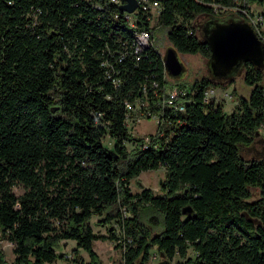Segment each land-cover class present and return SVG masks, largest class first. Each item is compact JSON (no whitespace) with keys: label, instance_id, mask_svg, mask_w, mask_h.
Segmentation results:
<instances>
[{"label":"trees","instance_id":"16d2710c","mask_svg":"<svg viewBox=\"0 0 264 264\" xmlns=\"http://www.w3.org/2000/svg\"><path fill=\"white\" fill-rule=\"evenodd\" d=\"M124 2L0 0V240L13 242L15 254L9 260L0 248V264L53 262L65 239L89 253L73 264H105L99 238L125 247L126 264H146L154 245L170 262L179 254L184 264H264V158L245 156L264 125V67L244 66L250 94L226 112L224 99L207 102L204 94L227 91L234 78L210 71L189 86L168 79L157 45L135 42L152 12L129 14ZM254 3L264 13V0H160L152 27L167 28L178 52L200 53L209 66L205 20L245 18L240 8ZM154 80L157 94L187 88L186 109H165L145 143L127 125L126 102ZM160 167L161 192L132 190L133 178ZM150 208L162 213L160 232L142 217ZM94 214L107 232L95 229Z\"/></svg>","mask_w":264,"mask_h":264},{"label":"rangeland","instance_id":"374dc122","mask_svg":"<svg viewBox=\"0 0 264 264\" xmlns=\"http://www.w3.org/2000/svg\"><path fill=\"white\" fill-rule=\"evenodd\" d=\"M257 3L253 4L254 10H261ZM157 15V12H154ZM203 18L197 19L196 22H200ZM157 18L154 21L156 24ZM155 38L153 43L157 45L160 49L162 55L165 54L168 46L171 45L168 35L167 28L157 26L154 30ZM178 55L181 61L185 65L184 71L178 75H171L169 78L178 83L177 81H185L187 85H191V83L196 78H201L202 76H210V69L208 66V61L204 58L200 53L197 54H189L178 52ZM225 87L217 86V93L219 97H223L225 95ZM227 88V91L232 94V97L227 96L224 98V110L226 112L234 111L237 106V103L240 99V96H249L252 86L247 84L244 80V70L239 74L235 75L234 81L231 82ZM158 128V124L153 118L143 117L140 120L132 121L130 125V130L136 136L146 137L153 133H156ZM261 132H259L254 142L249 146V148L245 151V156L253 157V158H264V125L261 127ZM105 142L109 147H113L114 140L110 135L105 137ZM129 150H132L135 146L133 142H126ZM165 168L160 167L158 169H148L142 171L139 176L133 178L131 180V188L133 191L140 190L143 186L151 187L155 192H161V183L165 178ZM14 190L17 193H21L23 188L21 186H15ZM253 198H257L260 196V190L258 188H253ZM162 213L160 215L159 211L156 209H148L144 210L142 213V217L145 223L149 224L153 229V232H160L163 227L162 221ZM100 216L98 214H94L92 217L93 224L95 225V229L100 232H107V227L104 224L100 223ZM113 225L117 227V231L120 230L119 224L114 220ZM118 242L111 239H96L94 242L95 249L99 252L101 258L105 262V264H111L113 261H120L122 258L123 247L117 246ZM14 243L4 239L0 240V248H2L6 254V257L9 260L14 259L15 254L13 252ZM77 247V242L75 239H65L61 240L60 246L58 250L61 252V256L53 261L47 262L46 264H73L72 258L76 257L78 261H88L89 253L83 247H79L78 252L75 250ZM151 255L146 264H160L163 257L160 255L159 249L156 245H154L151 250ZM156 254V255H155ZM183 257L179 254H176L170 264H184L182 263Z\"/></svg>","mask_w":264,"mask_h":264},{"label":"water","instance_id":"95a60500","mask_svg":"<svg viewBox=\"0 0 264 264\" xmlns=\"http://www.w3.org/2000/svg\"><path fill=\"white\" fill-rule=\"evenodd\" d=\"M138 6L139 0H126L121 4V9L132 13ZM203 33L211 49L209 69L215 76L235 78V75L240 74L249 62L264 67V41L245 18L210 16L203 24ZM163 60L169 76H178L185 69L178 50L173 45L168 46ZM191 210V206L183 208L184 212ZM160 255L163 257V253ZM170 263L169 260L160 262V264Z\"/></svg>","mask_w":264,"mask_h":264},{"label":"built area","instance_id":"2783aa9c","mask_svg":"<svg viewBox=\"0 0 264 264\" xmlns=\"http://www.w3.org/2000/svg\"><path fill=\"white\" fill-rule=\"evenodd\" d=\"M142 8L143 11H150L152 12L151 17V25L149 27H139L141 28L144 33L147 35V37H155L154 34V28L152 27L154 25V21L157 18L158 20V13L160 10V0H139V6L138 8L129 14H134L135 12L139 11ZM243 16L246 20H248L259 37L264 41V13L260 10H254L251 8L241 7L240 8ZM157 12V15H155L154 12ZM131 21H134L136 23V15H131ZM157 27V25H156ZM155 27V28H156ZM135 50L141 51V49L135 48ZM104 64L106 66H109L110 72L108 76H111L114 83H118L119 79L116 76H113V73L111 72V69L114 67L113 63L107 58L105 59ZM170 77V76H169ZM170 79V78H168ZM171 80V79H170ZM225 95L223 97H219V100L226 98L227 96L232 97V94L228 91H224ZM187 88H179L177 85L175 86H168L167 90L164 92V94H157L156 93V84L155 80L151 83V86H148L147 84H144V90L141 97H138L136 101H127L126 102V108H127V125H131L132 121L134 120H140L143 117L146 118H153L156 120L157 124H162L165 121L164 116V110L170 109L174 112L176 111H184L186 109V101H187ZM212 97H218L217 88L216 87H208L205 90L204 94V100L210 101L212 100ZM158 129V128H157ZM145 143H149L151 140L150 135L144 137ZM125 250V247L122 251V258L120 261H113L111 264H126L125 258L123 256V252ZM156 255V254H155Z\"/></svg>","mask_w":264,"mask_h":264},{"label":"bare ground","instance_id":"6f19581e","mask_svg":"<svg viewBox=\"0 0 264 264\" xmlns=\"http://www.w3.org/2000/svg\"><path fill=\"white\" fill-rule=\"evenodd\" d=\"M131 22H134V21H131ZM134 24L136 25V23L134 22ZM142 30V29H141ZM135 42H136V45L138 47H143V48H146L148 46H150L151 44L153 45V39L152 37H147V35L144 33V31H137L135 33ZM165 65V64H164ZM167 71V70H166ZM168 73V72H167ZM212 98H218V97H212Z\"/></svg>","mask_w":264,"mask_h":264},{"label":"crops","instance_id":"0c3cea01","mask_svg":"<svg viewBox=\"0 0 264 264\" xmlns=\"http://www.w3.org/2000/svg\"><path fill=\"white\" fill-rule=\"evenodd\" d=\"M105 263V262H104Z\"/></svg>","mask_w":264,"mask_h":264}]
</instances>
